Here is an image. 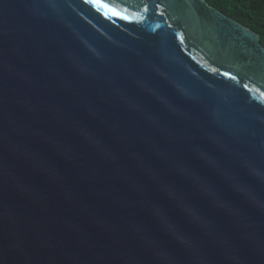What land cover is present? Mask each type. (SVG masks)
<instances>
[{"label":"water","instance_id":"1","mask_svg":"<svg viewBox=\"0 0 264 264\" xmlns=\"http://www.w3.org/2000/svg\"><path fill=\"white\" fill-rule=\"evenodd\" d=\"M0 264H264L259 34L206 0H0Z\"/></svg>","mask_w":264,"mask_h":264},{"label":"trees","instance_id":"2","mask_svg":"<svg viewBox=\"0 0 264 264\" xmlns=\"http://www.w3.org/2000/svg\"><path fill=\"white\" fill-rule=\"evenodd\" d=\"M206 2L256 31L264 46V0H206Z\"/></svg>","mask_w":264,"mask_h":264},{"label":"snow or ice","instance_id":"3","mask_svg":"<svg viewBox=\"0 0 264 264\" xmlns=\"http://www.w3.org/2000/svg\"><path fill=\"white\" fill-rule=\"evenodd\" d=\"M85 3H88V4H99V0H85ZM103 7L107 8L108 5L105 4V5H103ZM156 7H159V5H156ZM111 11H112V15L120 16V18L123 19V20L143 19V16H141L139 13H133L132 16H129V15H121V13L117 12L115 9H111ZM124 11L127 12V9H125ZM142 12H144V13L148 12V5L147 4L144 5V7L142 9ZM105 15L107 16L108 13L105 12ZM224 75L227 76L229 74L228 73H224ZM233 78H235V77H233Z\"/></svg>","mask_w":264,"mask_h":264}]
</instances>
